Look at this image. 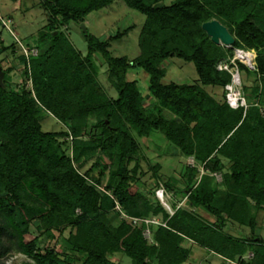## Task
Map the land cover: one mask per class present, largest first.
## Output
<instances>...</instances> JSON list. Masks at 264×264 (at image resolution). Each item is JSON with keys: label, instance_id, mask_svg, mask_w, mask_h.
Returning <instances> with one entry per match:
<instances>
[{"label": "trees", "instance_id": "trees-1", "mask_svg": "<svg viewBox=\"0 0 264 264\" xmlns=\"http://www.w3.org/2000/svg\"><path fill=\"white\" fill-rule=\"evenodd\" d=\"M114 1L43 0L48 23L36 44L29 46L38 52L20 55L33 88L16 89L3 69L0 256L13 245L37 264H124L109 258L112 252L126 254L131 264H184L192 255V245L197 244L221 256L226 264H264L259 221V213L264 211V0H172L162 5L164 0H123L147 18L139 38V56L131 60L112 55L111 43L122 32L109 39L83 33L88 49L82 53L60 26L82 23L89 13ZM213 18L227 26L236 46L257 50L260 83L253 89L256 102L247 107L234 108L205 89L209 85L225 87L233 81L231 72L218 69L229 49L214 43L202 27ZM14 46L6 45L0 36V54ZM97 53L108 64L116 97L98 77ZM173 56L194 63L197 83L163 82L167 68L162 62ZM236 64L250 71L243 62ZM136 66L150 76L146 96L137 80L127 79ZM148 98L153 103L147 108ZM43 111L68 125L75 136L96 117L90 130L98 133L91 141L73 146L77 153L99 150L109 157L112 168L103 165L96 176L89 170L78 171L62 147V134L43 130ZM155 130L196 162L186 167L183 187L173 186L176 181L165 183L184 200L183 205L170 206L171 210L157 197L150 198L136 180L141 149L138 137ZM133 156L137 161L130 168ZM224 158L229 160L228 167ZM213 172H221L222 181H216ZM90 176L95 182H88ZM96 184L104 186L103 191ZM117 204L131 217L114 224L113 218L120 214ZM78 208L81 212L76 214ZM198 208L212 219L198 213ZM155 217L159 219L153 221ZM227 219L249 227L250 233H231ZM59 222H64L62 228L56 226ZM32 225L47 234L54 228H75L68 241L84 254V260L61 257L55 247L39 250L38 238H27L32 235ZM189 241L191 246H186Z\"/></svg>", "mask_w": 264, "mask_h": 264}, {"label": "rangeland", "instance_id": "rangeland-1", "mask_svg": "<svg viewBox=\"0 0 264 264\" xmlns=\"http://www.w3.org/2000/svg\"><path fill=\"white\" fill-rule=\"evenodd\" d=\"M171 2L172 0H164L159 4H170ZM0 13L3 17L0 25V36L6 45H11L12 43L15 45L13 48L11 47L0 54V65L7 71L8 80L16 89H21L24 85L33 88L31 79L26 77L24 64L20 60V55L25 53L26 49H29V46L36 44L39 32L48 23L49 15L47 9L43 6V0H0ZM146 19L145 14L130 8L123 0H116L103 9L89 13L82 23L73 21L69 24L61 25L60 28L67 33L72 43L84 54L87 52L88 45L83 33L90 31L98 37L109 39L110 36L122 32L123 36L121 38L112 41L110 51L114 56H128L132 60L140 54L139 38ZM82 24H84V27ZM217 45H221L227 50L229 49L227 56L219 61L218 69L231 72L233 74V81L231 85H226L225 87L209 85L205 86V89L218 101H229L230 105L234 108L240 104L247 107L251 103H255L256 99L253 89L260 83L258 74L256 73L255 59L258 55L257 50L239 47L235 44L233 46L222 43ZM236 49L252 52V65L239 58ZM94 61L98 68L99 79L109 90V93L116 97L117 91L109 82L106 60L101 54L97 53L95 54ZM236 61L243 62L248 66L250 71L241 70L237 66ZM162 66L167 68V74L163 78V82L165 83L192 84L198 82V74L193 62L173 56L163 61ZM149 77L148 72L139 66L132 67L127 75V79L137 80L145 96L149 92ZM151 103H153V99L148 98L145 101V106L148 108ZM166 114L173 117L169 112H166ZM41 116L44 131H55L62 134L60 137L62 147L66 154L70 156L73 166L78 168V171L82 174L89 170L96 176L100 174L101 166L107 165V169L112 168L109 157L106 154H102L99 150L81 149L77 153L75 146H73L75 142L86 143L91 141L94 133H98L97 130H90L91 126L96 122V117L90 118L88 120V127L80 131L78 136H75L71 132L70 127L53 116L50 111H43ZM138 139L141 145L138 153L139 160L137 161L136 156H133L129 167L132 168L136 161L140 162L136 179L141 183L140 188L147 192L150 198L157 197L162 205L169 210H171L170 206L174 204L183 205V198L175 196L165 183L176 181L177 184L172 183L173 186L183 187V175L187 166L196 163L194 157L180 154L179 149L174 144L168 142L158 130H155L149 136L138 137ZM223 162L225 167L229 166L228 159L224 158ZM200 167L202 173L204 169L202 166ZM105 173L107 175L108 171L106 170ZM213 174L216 176V181H222L221 172H213ZM103 179L106 180L107 176H104ZM88 182L93 183L95 180L90 176L88 177ZM95 186L99 191H103L104 189V186L97 184ZM115 207L120 214L115 219L113 218L114 224H118L120 221L131 217L127 212L121 210L120 205L117 204ZM196 211L201 213L207 220L212 219L210 214L204 210L198 208ZM80 212L79 208L76 209V214ZM107 214L108 216L112 215L111 212ZM157 217L153 221H157L159 219ZM133 219H137V217H133ZM259 221L262 224L261 230L264 237V211L259 213ZM228 222L231 233L236 235L250 233L249 227L240 226L230 219ZM63 224L64 222H59L56 226L62 228ZM60 228H54L47 234L45 231L38 230L35 225H32V235L27 238L32 239L37 237V246L41 251H44L48 247H55L61 257L76 256L75 262H82L84 254L74 250L68 241L71 232H76V229L71 226H66L63 230H60ZM145 233L149 242L153 244L155 241L151 237L150 232L146 230ZM4 240L5 243H9L6 238ZM191 244V241L185 243L186 246H191ZM192 247V255L184 264H226V261L218 254L212 253L197 244L192 245ZM108 257L113 261L124 264L132 263V259L122 252L109 253ZM0 264L37 263L32 256L23 253L12 245V249L7 254L0 256ZM231 264L235 263L231 262Z\"/></svg>", "mask_w": 264, "mask_h": 264}, {"label": "water", "instance_id": "water-1", "mask_svg": "<svg viewBox=\"0 0 264 264\" xmlns=\"http://www.w3.org/2000/svg\"><path fill=\"white\" fill-rule=\"evenodd\" d=\"M82 26L84 27V24H82ZM202 27L216 44L222 43L224 45L233 46L236 41L234 35L229 31L227 26L218 19L206 21L203 23ZM4 77L5 72L0 65V85H3Z\"/></svg>", "mask_w": 264, "mask_h": 264}, {"label": "bare ground", "instance_id": "bare-ground-1", "mask_svg": "<svg viewBox=\"0 0 264 264\" xmlns=\"http://www.w3.org/2000/svg\"><path fill=\"white\" fill-rule=\"evenodd\" d=\"M239 58L252 65L253 53L244 49H236Z\"/></svg>", "mask_w": 264, "mask_h": 264}, {"label": "built area", "instance_id": "built-area-1", "mask_svg": "<svg viewBox=\"0 0 264 264\" xmlns=\"http://www.w3.org/2000/svg\"><path fill=\"white\" fill-rule=\"evenodd\" d=\"M0 17L1 18H3L2 17V15H1V13H0ZM37 52H38V50L36 49V48H33V49H26V52H25V54H32V55H36L37 54ZM148 222H149V220H147ZM147 231H149V230H147Z\"/></svg>", "mask_w": 264, "mask_h": 264}]
</instances>
